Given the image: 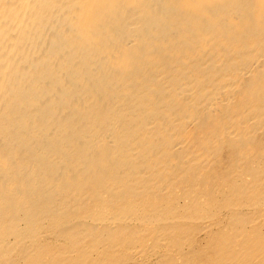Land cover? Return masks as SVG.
<instances>
[{
    "label": "bare ground",
    "instance_id": "1",
    "mask_svg": "<svg viewBox=\"0 0 264 264\" xmlns=\"http://www.w3.org/2000/svg\"><path fill=\"white\" fill-rule=\"evenodd\" d=\"M0 264H264V0H0Z\"/></svg>",
    "mask_w": 264,
    "mask_h": 264
},
{
    "label": "rangeland",
    "instance_id": "2",
    "mask_svg": "<svg viewBox=\"0 0 264 264\" xmlns=\"http://www.w3.org/2000/svg\"><path fill=\"white\" fill-rule=\"evenodd\" d=\"M230 147H231V146H230ZM206 250L209 251L208 253H209L210 255L212 254V250H213L212 247L210 248L209 246H207V247H206Z\"/></svg>",
    "mask_w": 264,
    "mask_h": 264
}]
</instances>
